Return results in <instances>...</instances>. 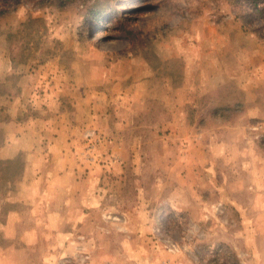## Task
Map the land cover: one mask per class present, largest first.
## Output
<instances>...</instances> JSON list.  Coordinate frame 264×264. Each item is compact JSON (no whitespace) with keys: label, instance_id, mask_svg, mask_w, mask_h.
<instances>
[{"label":"rangeland","instance_id":"rangeland-1","mask_svg":"<svg viewBox=\"0 0 264 264\" xmlns=\"http://www.w3.org/2000/svg\"><path fill=\"white\" fill-rule=\"evenodd\" d=\"M8 134L0 264H264V0H0Z\"/></svg>","mask_w":264,"mask_h":264},{"label":"crops","instance_id":"crops-1","mask_svg":"<svg viewBox=\"0 0 264 264\" xmlns=\"http://www.w3.org/2000/svg\"><path fill=\"white\" fill-rule=\"evenodd\" d=\"M16 136H17V134L15 135V137ZM11 140H12L11 139V134H8V137H7L6 141H4V139L0 140V159L1 160L15 159V158L18 157V155L20 154L21 151H25V149L27 148V146H25L24 143H22V145H20V141L19 140H17V141H14V140L11 141ZM26 151H30L29 148H27ZM43 177H44V175H38V173L36 172V169L35 168L32 169L28 165V168L26 169V171L24 173V177H23L25 179V186L27 185L25 187L26 191L29 190V186L30 185L37 184L39 182L36 179H39L40 182H42L44 180ZM40 187H41V184H40ZM14 216L16 218L18 216V214L17 213L16 214H11V219Z\"/></svg>","mask_w":264,"mask_h":264},{"label":"trees","instance_id":"trees-1","mask_svg":"<svg viewBox=\"0 0 264 264\" xmlns=\"http://www.w3.org/2000/svg\"><path fill=\"white\" fill-rule=\"evenodd\" d=\"M251 1V4L255 7V8H257L258 7V3H259V1L260 0H250ZM20 161V158H17V159H11V160H7V162H5L6 163V165H12V164H14V165H18V162ZM15 166V167H16ZM17 170L18 171H21V170H23V163L21 162V165L20 166H17ZM17 171V172H18ZM16 172V173H17ZM11 175V176H10ZM9 175V177L11 178V179H13L14 177H15V172H11V174ZM1 180H3L4 178H3V176L0 178ZM12 181V180H11Z\"/></svg>","mask_w":264,"mask_h":264}]
</instances>
